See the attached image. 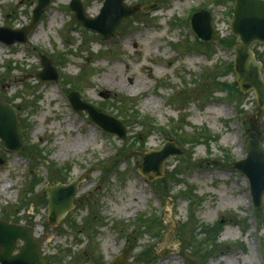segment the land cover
Here are the masks:
<instances>
[{
  "label": "rangeland",
  "instance_id": "1",
  "mask_svg": "<svg viewBox=\"0 0 264 264\" xmlns=\"http://www.w3.org/2000/svg\"><path fill=\"white\" fill-rule=\"evenodd\" d=\"M69 1L51 0L25 43L0 42V97L16 110L24 148L6 152L0 141V219L32 227L46 264H107L125 246L128 264H264V192L255 209L248 179L232 168L246 157L257 107L253 91L232 87L233 46L221 44L233 36L235 1L125 0L137 11L107 40L74 21ZM81 1L94 17L104 0ZM151 3L156 10H142ZM35 4L0 0V26L28 25ZM202 9L218 39L196 45L188 20ZM251 50L264 80V42ZM40 55L57 83L38 78ZM73 90L121 119L126 140L74 112ZM258 123L264 147V107ZM169 140L183 154L152 179L160 199L137 169ZM52 174V186L80 179L56 226L40 194Z\"/></svg>",
  "mask_w": 264,
  "mask_h": 264
},
{
  "label": "water",
  "instance_id": "2",
  "mask_svg": "<svg viewBox=\"0 0 264 264\" xmlns=\"http://www.w3.org/2000/svg\"><path fill=\"white\" fill-rule=\"evenodd\" d=\"M32 9L31 20L21 29L0 27V41L10 45L15 42H26L27 35L40 20L50 0H36ZM156 4L145 7L153 10ZM69 9L74 12L76 22L84 28L96 31L104 38L113 36L117 24L122 18L133 15L135 7L127 6L124 0H105L97 16L91 17L85 11L80 0H71ZM190 27L201 41H216L217 34L207 10H199L192 14ZM231 28L234 35L239 36L241 43L234 47V69L237 82L242 92L253 90L257 99V110L251 123V136L247 139L244 159L236 161L234 168L244 173L249 179L254 206L259 208L264 192V147L258 119L264 106V80L260 76L261 64L255 61L250 49L254 41L264 42V0H235ZM42 70L38 76L44 81L57 82L58 74L52 62L41 56ZM68 100L76 112L85 110L89 118L101 129L126 139L127 131L124 123L114 116L100 112L92 105L82 101L76 92H71ZM0 139L7 151H23V140L18 130V118L15 110L0 98ZM182 151L174 143L168 142L159 150L145 153L140 172L149 179L163 175L164 161ZM79 180L70 184H47L44 193L48 195L49 220L52 224L62 219L73 207V198L77 192ZM21 244L17 247V242ZM42 239L35 237L31 227L0 220V263L1 264H45L41 253ZM129 248H125L109 264H127Z\"/></svg>",
  "mask_w": 264,
  "mask_h": 264
},
{
  "label": "trees",
  "instance_id": "3",
  "mask_svg": "<svg viewBox=\"0 0 264 264\" xmlns=\"http://www.w3.org/2000/svg\"><path fill=\"white\" fill-rule=\"evenodd\" d=\"M236 42V38L234 37V36H230V37H228V39H226V40H224V41H222V44H225L226 46H232L234 43ZM198 44V43H197ZM231 66V65H230ZM229 66V67H230ZM234 86V87H233ZM232 87L234 88V90L236 91V93H238V90H237V85H236V83H234L233 85H232ZM30 152H32V151H30ZM26 156H28L29 158H30V156L26 153ZM53 174L51 175V178H50V180L49 181H51V182H54V180L55 179H53ZM42 180H40V182H41ZM39 182V183H40ZM158 182H160L161 183V181L159 180ZM30 192H34V186H32L31 187V189H30ZM36 197H41V195H36Z\"/></svg>",
  "mask_w": 264,
  "mask_h": 264
}]
</instances>
